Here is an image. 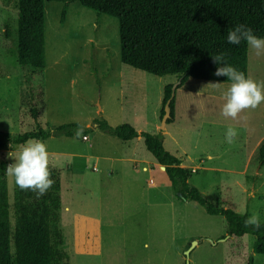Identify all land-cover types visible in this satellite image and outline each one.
I'll use <instances>...</instances> for the list:
<instances>
[{
  "label": "rangeland",
  "instance_id": "rangeland-1",
  "mask_svg": "<svg viewBox=\"0 0 264 264\" xmlns=\"http://www.w3.org/2000/svg\"><path fill=\"white\" fill-rule=\"evenodd\" d=\"M16 3L0 0V131L37 128L29 112L32 86L44 90L37 119L42 128L70 122L93 128L87 136L41 140L48 166L60 173L58 225L66 264H247L249 256L264 264V255L252 252V235L230 236L222 216L175 195L141 136L123 141L95 126L104 118L113 126L128 123L138 132L162 135L165 149L191 170L188 181L206 198L264 221V165L258 156L264 103L225 117L221 91L211 83L220 82L223 90L229 82L189 77L176 89L174 120L161 129L164 86L177 77L123 64L115 18L73 1L60 23L64 3L46 1L45 67L36 69L17 62ZM247 76L264 81V55L249 46ZM229 127L237 133L231 143L225 139ZM33 140L9 144L0 158L13 163L7 154ZM7 183L13 224L16 184L8 173Z\"/></svg>",
  "mask_w": 264,
  "mask_h": 264
},
{
  "label": "trees",
  "instance_id": "trees-1",
  "mask_svg": "<svg viewBox=\"0 0 264 264\" xmlns=\"http://www.w3.org/2000/svg\"><path fill=\"white\" fill-rule=\"evenodd\" d=\"M17 62L36 69L45 67V2L51 0H16ZM64 3L60 23H64L68 4L78 1L81 5L106 14L118 22L120 60L123 64L154 76L174 74L175 83L164 86L160 118L164 104L170 99V117L174 120L176 89L189 77L229 82L226 77L214 75L219 66L212 56L225 53L227 62L248 74V45L241 42L231 45L226 41L227 32L236 24L252 28L257 36H264V0H59ZM10 32H5L6 39ZM6 40L5 47L10 50ZM30 114L36 129L12 134L0 131V149L9 144H24L30 139L44 140L52 135L87 136L92 127L79 122L64 123L44 129L38 123V106L44 99L42 86L30 87ZM101 131L123 141L141 136L146 149L165 174L175 195L200 205L209 215L222 216L230 236L250 234L254 254L264 255V221L255 228L246 223L247 212H237L206 198L188 179L191 170L182 166V160L163 145L162 135L147 131L138 132L131 124L110 125L104 118L96 120ZM259 163L264 165V142L258 149ZM0 158V264H66L67 253L61 249L64 238L59 229L61 205V179L59 169L48 166L54 180L48 191L37 198L31 190L13 191L14 223L9 214L6 166ZM247 264H255L249 256Z\"/></svg>",
  "mask_w": 264,
  "mask_h": 264
},
{
  "label": "clouds",
  "instance_id": "clouds-1",
  "mask_svg": "<svg viewBox=\"0 0 264 264\" xmlns=\"http://www.w3.org/2000/svg\"><path fill=\"white\" fill-rule=\"evenodd\" d=\"M227 43L239 45L245 42L256 55H264V36H257L253 29L243 23L234 25L226 35ZM214 63L219 65L214 75L226 77L229 85L226 89H220V82L211 83L213 87L221 91L224 103L221 108L225 117L236 118L245 109H255L264 103V81H257L245 75L236 67L227 62L225 53L212 56ZM236 130L229 127L225 133V139L231 143L236 136ZM13 158V163L6 166V172L14 177V182L21 190H31L39 198L53 185L50 178L49 154L47 145L41 140H33L18 150L15 154H7ZM247 224L259 228L260 219L257 214L251 215Z\"/></svg>",
  "mask_w": 264,
  "mask_h": 264
},
{
  "label": "water",
  "instance_id": "water-1",
  "mask_svg": "<svg viewBox=\"0 0 264 264\" xmlns=\"http://www.w3.org/2000/svg\"><path fill=\"white\" fill-rule=\"evenodd\" d=\"M170 99H168L166 101V103L164 104V113L161 117V129L165 128V125L167 123V119L170 117V105H169ZM162 170H165V166L164 165H160ZM186 255L188 256L189 254V250H187Z\"/></svg>",
  "mask_w": 264,
  "mask_h": 264
},
{
  "label": "crops",
  "instance_id": "crops-1",
  "mask_svg": "<svg viewBox=\"0 0 264 264\" xmlns=\"http://www.w3.org/2000/svg\"><path fill=\"white\" fill-rule=\"evenodd\" d=\"M152 182H153V179H151V184H152Z\"/></svg>",
  "mask_w": 264,
  "mask_h": 264
}]
</instances>
